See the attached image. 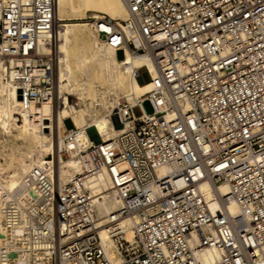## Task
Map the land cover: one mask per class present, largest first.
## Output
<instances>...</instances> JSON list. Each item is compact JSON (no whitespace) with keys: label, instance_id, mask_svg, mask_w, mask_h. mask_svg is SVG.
Segmentation results:
<instances>
[{"label":"built area","instance_id":"built-area-1","mask_svg":"<svg viewBox=\"0 0 264 264\" xmlns=\"http://www.w3.org/2000/svg\"><path fill=\"white\" fill-rule=\"evenodd\" d=\"M124 2L132 17L121 22L136 30L137 42L108 16L92 18L94 28L107 39L111 33L99 26H112L119 44L154 60L159 76L146 64L133 66L132 75L150 89L134 103H116L126 128L109 142L80 148L85 175L103 172L116 188L115 216L133 220L132 240L117 218L106 227L113 257L118 264H203L195 255L212 247L219 250L213 264H264V0ZM54 12L55 0H0V58L14 63L13 83L23 101L38 104L53 90V55L40 46L51 50ZM116 50L124 57V47ZM31 66L44 71L36 82ZM141 66L150 76L146 82ZM46 165L47 171L31 175L37 187L32 204L30 197L26 204L16 198L4 204L0 264H115L91 216L83 175L60 186L54 164ZM163 165L169 168L159 174ZM221 183L227 195L202 189ZM229 198L236 216L212 212L213 201L225 207ZM16 228L24 230L17 234Z\"/></svg>","mask_w":264,"mask_h":264},{"label":"bare ground","instance_id":"bare-ground-1","mask_svg":"<svg viewBox=\"0 0 264 264\" xmlns=\"http://www.w3.org/2000/svg\"><path fill=\"white\" fill-rule=\"evenodd\" d=\"M92 9L105 11L110 18L113 16L112 19L117 20L127 36L134 37V41L137 42L136 30L124 27L121 22L132 17L124 0H55V30L52 35L51 50L47 46H40L42 52L51 51L53 55V90H48V95L40 103L36 104L33 100L23 101L20 98L19 91L13 83L16 76L14 63L8 66L0 58V156L8 158V161L5 160L6 167L0 164V243L2 236L7 233L3 221L5 219L3 208L6 212L4 204L15 201V198L21 204H26L25 200L28 197H30L29 204H32L37 191L32 176L36 177V171L38 174L41 170L47 171L46 163L51 166L52 162L55 168L54 179L60 186L83 175V188L88 190L93 204L91 216L98 222L100 237L107 253L112 261L118 264L116 262L118 257H113L111 250L113 242L106 231L110 221L117 218L114 213L118 206L116 188H112L108 176L103 172L85 175L86 154L81 153L80 148L96 142H109L126 128V125L115 118L116 103L123 98L134 103L150 89L147 82L142 83L132 75L133 66L146 64L155 79L159 76V71L151 57L141 53L134 55L124 43L119 44L120 36L109 24L102 23L99 26L111 33L107 39H103L94 28L93 21L75 20L85 18L86 12ZM69 16L74 17V21L68 22L66 18ZM100 17L91 16V18ZM88 43L91 45V52L86 54L84 47ZM118 45L125 49L124 57L121 59L116 57ZM29 70L35 76V82L44 72L40 67L31 66ZM77 73L83 76L82 82L76 80ZM93 75L104 85L100 90L96 88L94 97L88 101L86 86L89 85ZM73 94L77 95L78 102L71 99L70 96ZM181 108L186 111L188 104L181 102ZM173 116L174 110L167 109L166 117L173 118ZM66 118L72 121L78 131L69 132V129L65 128ZM45 127H49V132L45 131ZM90 129L95 136L97 135L98 141L94 140V133L90 134ZM62 130L64 133L61 132ZM79 136L85 138L84 146L79 145L77 141ZM13 142L14 145L11 144ZM61 150L65 151V156L60 153ZM168 168L169 165H163L158 170L159 174ZM6 169L10 170L6 171ZM25 186L28 189L32 188L34 193L29 190L25 193ZM202 189L210 195H215L216 189L221 195L228 193L226 183L219 184L217 188L202 185ZM211 210L214 214L236 216L238 206L229 198L225 207L213 201ZM24 216L28 221L27 211L24 212ZM115 220L117 226L123 229L125 238L132 240L133 220L128 218ZM16 230L18 234L24 228H16ZM68 239L64 237L61 242ZM202 251L195 257L203 264H213L219 256V250L212 247L204 248Z\"/></svg>","mask_w":264,"mask_h":264},{"label":"rangeland","instance_id":"rangeland-1","mask_svg":"<svg viewBox=\"0 0 264 264\" xmlns=\"http://www.w3.org/2000/svg\"><path fill=\"white\" fill-rule=\"evenodd\" d=\"M93 15H96V16H108V17H110V15L107 13V12H103V11H99V10H94V9H92V10H89V11H87L86 12V15H85V18H83V19H75V20H79V21H86V22H91L92 21V18H91V16H93ZM112 18H113V16H111ZM69 18H70V20H69ZM74 17H72V16H69V17H67L66 19H68L67 21L68 22H72V21H74V19H73ZM73 19V20H72ZM59 24V23H58ZM89 48V49H88ZM84 49H85V52H86V54H89L90 52H91V45H89V43L87 44V45H85V47H84ZM90 51V52H89ZM89 52V53H88ZM117 59H121V57L123 58V52H122V50H118L117 51ZM138 73H139V75L141 76V78H142V80L144 81V82H146L147 80H149L150 79V76H149V73H148V70H147V68H145V67H143V66H141L139 69H138ZM80 76V77H79ZM82 75H79V73H77V75L75 74V78H77L76 80H78V82L80 81V82H82L83 80H82ZM93 77V78H92ZM91 77V81H90V83H89V85L88 86H86V90L88 91V92H86L87 94H86V96H87V98H88V101H90L93 97H94V93H95V89L97 88H99V90L103 87V83H101L98 79H97V77L95 76V78H94V75ZM100 82V83H99ZM99 85V86H98ZM90 86V87H89ZM92 91V92H91ZM89 93V94H88ZM71 97V99L74 101V102H78L79 100H78V98H77V95L76 94H73V95H71L70 96ZM77 99V100H76ZM54 104H55V99H54ZM143 108L145 109V111L146 112H151L152 111V107H151V105H150V103L148 102V101H145V102H143ZM132 112H133V114L135 115V116H138L139 114H141V111H140V109H139V107H135L133 110H132ZM115 118H116V120H118L117 119V117H116V115H115ZM47 122V121H46ZM46 131V130H45ZM48 131V130H47ZM62 133H64V131L62 130L61 131ZM93 130L92 129H90V134H92L93 135ZM94 140H96V141H98V138H97V135L95 136V133H94ZM77 141H78V143H79V145L80 146H84L85 144H86V141H85V138L83 137V136H79L78 137V139H77ZM11 144H13L14 145V142L13 143H11ZM8 161V158L7 157H4V156H0V164H2V165H4V167H6L5 166V162L6 161ZM3 162V163H2ZM8 170H10V169H6V171H8Z\"/></svg>","mask_w":264,"mask_h":264},{"label":"crops","instance_id":"crops-1","mask_svg":"<svg viewBox=\"0 0 264 264\" xmlns=\"http://www.w3.org/2000/svg\"><path fill=\"white\" fill-rule=\"evenodd\" d=\"M117 51L118 50H116V57H118L117 56ZM64 126H65L66 129H70V128H72L73 123H72V121L69 118H66V119H64Z\"/></svg>","mask_w":264,"mask_h":264},{"label":"trees","instance_id":"trees-1","mask_svg":"<svg viewBox=\"0 0 264 264\" xmlns=\"http://www.w3.org/2000/svg\"><path fill=\"white\" fill-rule=\"evenodd\" d=\"M122 58V57H121ZM73 127V126H72Z\"/></svg>","mask_w":264,"mask_h":264}]
</instances>
